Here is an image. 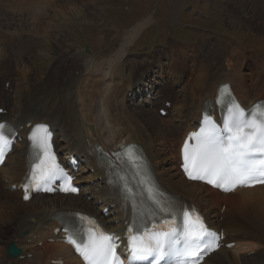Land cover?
<instances>
[{
    "label": "bare ground",
    "instance_id": "1",
    "mask_svg": "<svg viewBox=\"0 0 264 264\" xmlns=\"http://www.w3.org/2000/svg\"><path fill=\"white\" fill-rule=\"evenodd\" d=\"M59 1L30 0L26 7L23 3L24 7L10 0L0 4V10L6 12L0 18V35L8 34L16 39L15 43H0V98L6 99L9 105L1 102L0 109L7 112L0 114V122L9 121L16 127L19 138L23 139L0 168V173L3 172L9 180L7 194L20 197V200L12 199L0 205V214L3 215L0 218L3 220L7 212L11 211V215L15 210L19 212L14 241L23 250L24 257L16 264H53L52 261L57 260H62L63 264H81L68 245L50 241L62 237L55 235L56 230L61 228L56 219L60 211H81L94 215L117 236H123L130 213L122 207L120 197L110 183V174L101 166L103 161H100L96 148L100 145L106 150L117 149L125 143L139 144L149 157L159 183L173 195L197 205L211 226L224 231V246L209 256L204 264H264V186L222 194L201 183L187 181L179 164L183 141L198 129L204 106L215 100L221 84L231 83L245 106L264 98V74L248 80L242 72L245 47L234 41L231 58L215 71L197 62L204 60L209 46L213 45L211 49L215 53L216 42L209 40L197 44L193 40L184 42L170 38L171 70H164L172 75V80L167 88L172 89V83L178 84L185 77L188 62L194 63L190 79L182 87V101H173L170 110L172 118L165 121L156 117L150 106L156 105L157 97L166 99L164 91L155 94L153 86L147 90L145 86L148 85L144 83L149 73L154 72L156 67L162 70L164 64L155 61L152 66H146L145 60H135L130 53L137 50L133 44L151 22L149 18L126 31L118 46L110 48L108 53L96 54L86 49L74 51L68 47L64 51L73 54L60 53L55 59L50 58V68L54 65L50 75V68L43 76V71L39 75L33 64H27L35 58L25 47L37 43V38H33L27 29L32 25H44ZM256 2L259 18L264 23V0ZM177 4L171 0L172 19L176 16ZM70 9L71 6L59 18L63 14L68 15ZM17 17L21 19L18 24L15 22ZM63 21L67 22L68 18ZM68 26L45 25L37 31L38 36L50 39V35L53 36L51 30L63 36L62 31ZM261 26L264 28V25ZM220 39L229 41L228 38ZM39 53L42 57L48 55L44 51ZM140 66L146 68L137 71ZM3 82L10 83V88L6 89ZM23 88L26 90L24 93L20 91ZM138 95H151L153 100L146 97V100L135 102ZM183 99L186 107L181 105ZM153 116L160 122H154ZM30 122L32 125L49 123L55 133L57 151L64 152L66 160L74 157L82 163L77 183L87 186L79 197L39 195L25 203L20 190H11L13 185L20 187L24 183L28 170ZM9 162L11 167H5ZM87 195L92 196L94 204L98 203L101 207L97 209L94 204L86 202L84 196ZM26 207L29 208L22 212ZM107 208L108 216L104 214ZM229 243L234 246L227 248ZM251 252L255 254L249 255ZM30 254L33 255L31 259L28 258Z\"/></svg>",
    "mask_w": 264,
    "mask_h": 264
},
{
    "label": "snow or ice",
    "instance_id": "2",
    "mask_svg": "<svg viewBox=\"0 0 264 264\" xmlns=\"http://www.w3.org/2000/svg\"><path fill=\"white\" fill-rule=\"evenodd\" d=\"M221 95L223 90L217 97L225 113L222 123L204 115L199 132L189 137L194 145L186 141L183 146L182 169L189 179L206 181L225 192L264 185V105L246 112L230 95L224 96L223 101ZM14 138V129L0 123V165L4 164ZM29 139L30 170L25 193L30 188L51 191L47 185L57 180L63 184L62 191L76 193L72 177L59 166L51 151L48 127L36 125ZM96 151L109 167L113 166L108 153L99 148ZM112 156L139 178L153 206L151 212H143L126 174H116L122 201H127L135 213L126 227L129 264H201L204 255L219 247L220 236L205 225L194 208L155 194L159 189L154 188L149 166L135 146H127ZM28 198L26 194L24 199ZM64 231L68 233L66 242L87 264H123L117 254L119 237L104 231L92 218L66 222Z\"/></svg>",
    "mask_w": 264,
    "mask_h": 264
},
{
    "label": "rangeland",
    "instance_id": "3",
    "mask_svg": "<svg viewBox=\"0 0 264 264\" xmlns=\"http://www.w3.org/2000/svg\"><path fill=\"white\" fill-rule=\"evenodd\" d=\"M10 1H15L22 7H24L22 3L26 7L29 4L28 2H30V0ZM174 1L178 4L176 16L172 19L171 0H61L57 3L58 7L52 10V13L49 15L44 25H32L27 29L33 38H37V43L34 46L31 45V47H28L27 45L25 47L26 50H29L31 57L35 58L31 60V62L27 61V64L29 66L33 64L38 74H42L43 71V76H45L50 68V58L55 59L57 57L56 55L60 53L73 54L64 51L67 50L68 47H71L74 51L77 49H86L91 53H105L110 48L116 45L118 46L125 32L136 25L137 22L139 23V21L149 18L151 22L143 29V32L133 44L137 50L130 51L132 58L138 61L145 60L146 66L149 64L152 66L155 61H160L164 64L163 70H171L170 63L172 62L169 60L168 50L170 38L181 39L184 42L193 40L198 44H202V42L207 43L210 40L216 42L215 53L211 49L213 45L209 46L204 53V60L197 62V64H203V66L207 67L209 70L213 69L216 71V68H221L227 62V59L231 58V51L235 48V45H233L235 44L234 41H237L240 45L245 47L243 52L245 55L244 59H242L244 63L242 72L245 74L246 79L249 78L248 80H250L252 77H258L264 74V28L261 26L264 25V23L261 21L262 19L259 18V5L256 2L257 0H213L215 2H211V0ZM2 2H4V0H0V4ZM70 6L73 11L72 9L68 11L69 16L63 14L61 16L62 18H59L61 13H67ZM5 13L6 12L1 9L0 18L1 15ZM249 17L251 19L248 20L247 18ZM64 18H68V21L64 22ZM234 19L235 23L233 22ZM15 22L18 24L21 22V19L19 20L17 17ZM30 22H32V20H30ZM45 25L69 26L62 31L63 36H61L59 32L55 33L51 30L50 32L54 37L50 35V39H47L44 35L38 36L37 32ZM1 32L2 31H0V33ZM221 37L223 40L228 38L229 41H224V43L220 39ZM217 38L220 39L219 44V39ZM2 42L15 43L16 39L15 37L8 36V34L0 35V43ZM40 51H44L48 53V55L42 57L39 53ZM225 53L227 54L224 55ZM48 58L49 60H47ZM193 63L194 62H188V67L185 77L182 79V83L173 85V88L180 91L172 92L174 98H176L178 102L182 101V97L180 96L182 87L184 86V82L190 79ZM146 66H140V69L137 71H141L146 68ZM160 69V67L155 68V73H152L153 78H158L160 74H164L162 70L160 72ZM53 70L54 65L51 66L49 75ZM163 76L165 78L164 81H166L172 75L169 73L167 76L165 74ZM41 79L44 80V78ZM0 86H2V84H0ZM20 91L24 93L26 90L23 88ZM0 101L4 103L7 102L4 99H0ZM181 105L186 107L187 103L184 99ZM154 114L158 118L165 119V121L172 118V115L169 117H161L157 112H154ZM156 117H154L153 120L159 123L160 121ZM10 166L11 162L9 164V167ZM9 167L7 166V168ZM3 176L4 174L2 173L0 176L1 206L2 202H9L12 201V199L13 201L18 200L16 197L7 194V190H9V181L4 179ZM85 201L93 203V198L87 196L85 197ZM29 206L32 205L30 204ZM95 207L97 209L99 208L98 205ZM28 208L29 207H26L21 211L25 212ZM1 211L2 209L0 212ZM0 215L3 216L2 214ZM10 215L11 211L7 212L4 220L0 218V264H16L15 261L8 259L6 249L9 243L15 238V227L18 225L17 217L19 212L15 210L12 215Z\"/></svg>",
    "mask_w": 264,
    "mask_h": 264
},
{
    "label": "water",
    "instance_id": "4",
    "mask_svg": "<svg viewBox=\"0 0 264 264\" xmlns=\"http://www.w3.org/2000/svg\"><path fill=\"white\" fill-rule=\"evenodd\" d=\"M8 250L11 257H17L21 253V250L18 249L13 243L10 244Z\"/></svg>",
    "mask_w": 264,
    "mask_h": 264
}]
</instances>
